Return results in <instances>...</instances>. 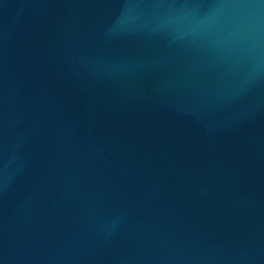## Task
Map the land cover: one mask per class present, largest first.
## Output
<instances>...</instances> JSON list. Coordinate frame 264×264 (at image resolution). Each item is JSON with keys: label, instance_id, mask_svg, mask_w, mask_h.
Wrapping results in <instances>:
<instances>
[{"label": "water", "instance_id": "95a60500", "mask_svg": "<svg viewBox=\"0 0 264 264\" xmlns=\"http://www.w3.org/2000/svg\"><path fill=\"white\" fill-rule=\"evenodd\" d=\"M0 264H264V0H0Z\"/></svg>", "mask_w": 264, "mask_h": 264}]
</instances>
